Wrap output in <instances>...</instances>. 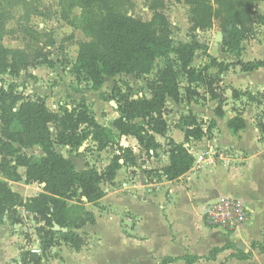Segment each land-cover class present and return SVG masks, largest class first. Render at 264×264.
Segmentation results:
<instances>
[{
	"label": "trees",
	"instance_id": "obj_1",
	"mask_svg": "<svg viewBox=\"0 0 264 264\" xmlns=\"http://www.w3.org/2000/svg\"><path fill=\"white\" fill-rule=\"evenodd\" d=\"M61 1L65 9L62 19L91 38L90 42L80 45L77 59L71 64L72 72L79 81L89 80L93 88L99 90L106 78L123 74L140 78L152 74L157 60L163 59L166 63L148 83L150 97L135 98L127 95L129 93L120 92L117 101L120 115L113 121L112 127L99 124L89 105L83 101L59 114L51 111L41 97H26L13 85L0 87V175L16 183L46 184L38 196L24 200L7 182L0 180V222L7 218L13 224L20 223L19 209H23L34 216L37 237L41 241L43 239L40 255L23 250L21 260L16 264H42L47 254L52 252L55 238L59 235H62L65 244L76 251L86 246L87 235L78 234L75 230L95 224L96 216L86 209L85 204L98 207L106 196L102 188L104 184H114L118 172L124 167L138 168L137 150L126 142L129 137L137 140L147 157L163 148L156 137L167 136L168 124L160 113L168 100L177 105L188 100L197 101L200 96L198 90L203 88L213 101L219 102L215 116L219 119L225 116L223 98L216 89V83L192 64L196 53L207 54L206 46L193 38L191 42H180L175 48L172 27L161 11L163 4L158 2L160 0H153L157 5L149 22L128 15L124 9L130 0ZM174 1L182 3V0ZM259 1L185 0L190 6V32L210 30L218 24L223 36V51L238 59L237 62L228 63L209 56L211 67L216 68L220 76L236 67L243 73L264 68V60H241L244 42L252 38L257 25L264 26V14L254 13V6ZM0 6V74L18 76L39 66L55 68L60 61L50 58L46 47L10 49L3 45L7 24L14 16L10 17L5 7ZM16 6H22L26 12L20 23L24 33L36 34L27 20L39 13V7L32 0H16ZM76 8L81 10L78 20L70 18ZM33 39L38 40V37ZM53 45L51 43L50 47ZM171 55H176V60H171ZM62 64L69 65L67 62ZM182 73L187 82L184 88L181 84ZM246 94L232 89L234 100ZM52 124L56 127L55 139L50 129ZM228 127L233 134L244 130L246 121L243 114L237 113L228 122ZM177 128L184 133L186 141H200L212 135L217 122L211 120L205 130L202 122L191 112L190 116L182 118ZM90 141L103 147L116 146L109 165L102 172L95 167L78 170L72 160L56 150L57 146L80 149ZM36 147L42 151L39 157L23 153L24 149L33 150ZM167 149L169 165L161 171L145 170L149 180L164 177L170 182L178 181L194 167L195 158L184 143L177 144L170 140ZM18 168L26 169L25 180L18 173ZM75 197H78V202L69 204ZM83 198H86V203ZM55 224L68 232L55 231ZM230 246L228 243L223 248L214 249L205 259H215L218 253ZM252 248H258L264 254V241L253 243ZM250 257L251 254L238 255V259ZM184 260L187 264H194L201 258L187 257ZM175 261L166 259L162 264Z\"/></svg>",
	"mask_w": 264,
	"mask_h": 264
},
{
	"label": "crops",
	"instance_id": "obj_2",
	"mask_svg": "<svg viewBox=\"0 0 264 264\" xmlns=\"http://www.w3.org/2000/svg\"><path fill=\"white\" fill-rule=\"evenodd\" d=\"M241 60L248 62L254 61V58L247 56L246 59H243L241 56ZM237 61L236 58L234 61L227 62ZM216 72L218 73V70ZM254 72L247 73L253 76L252 80H246L241 75L243 72L239 67L231 68L228 73L220 77L226 85H231L235 87L234 89L240 90L239 87L245 86L254 91V74L264 73V68ZM170 101L174 103L172 100ZM45 102L48 101L45 100ZM212 103L215 104L217 101ZM175 107L178 111L186 110L194 111V113L199 111V107H196L197 110H194L192 106L184 107L175 104ZM68 109L71 110V108ZM224 111L223 119L217 118L213 110L211 111L210 122L211 120L217 122V128L211 136L204 137L200 141H186L184 133H179L180 129L177 127L172 129L168 126L166 137H156L163 148L150 157H139L138 161H142L141 169H133L137 172L134 179H127L131 169L124 167L118 172L115 183L118 185L121 179L123 180L124 192L122 196L132 198L139 207V210L129 208L123 213V215H127V218L124 219L125 225L133 223L131 227L127 228V231H124L121 221L119 223L124 242L138 248V252L128 251L121 256L124 264H140L143 257L149 253V244H153L154 249L160 251L155 264H162L166 259L176 260L169 264H187L184 260L187 257L201 258L194 264H264V254L260 249L252 248L253 243L264 241V142L258 138L259 130H254L252 127L247 126L238 134H233L228 127V122L237 115V112L230 109L229 106H225ZM201 117L205 118L203 114ZM116 118H111L110 125L103 126L112 127ZM204 129L206 130V127ZM170 140L177 144L184 143L196 160L207 152L222 153L223 155H217L215 158L211 155L207 156L201 165L195 163L192 170L178 181L170 182L164 177L160 179L152 177L149 180L145 170L161 171L169 165L167 143ZM126 142H128L127 145L137 149L140 155L142 152L145 153L135 138L129 137ZM41 155L42 151L39 156ZM213 159L214 163L211 162ZM120 172L124 173L123 177ZM18 173L25 180L26 169L18 168ZM0 180L7 182L9 186L14 185L12 190L20 194L24 200L36 197L42 192V186L39 184H26L24 181L16 183L5 180L1 175ZM108 197L110 196L106 194L100 201L101 207ZM222 197L239 199L249 210V221L236 231L226 232L220 229H211L203 221L206 206ZM83 201L86 203L84 198ZM85 207L96 216L95 224H87L83 228L75 230L78 234L85 233L87 235L86 246L82 250L76 251L62 241L63 245L52 251L54 257L44 259L42 264H73L72 261L75 264L78 262L82 264L85 255L93 260L97 259L94 247H102L106 241L100 235L90 231V227L98 225V217H101L102 212L94 210L97 207L92 204L86 203ZM19 212L22 220L20 223L12 225V222L6 218L0 222V239L7 248L3 254L0 253V264L20 262L23 251L21 248L29 242V238L23 233L30 235V239L33 241L39 240L32 226L33 223H36L34 216L28 214L24 218L25 211L19 209ZM103 213H107L109 216L113 210L110 213ZM228 243L231 246L218 253L215 259H205L214 249L223 248ZM237 244H240V247L243 246L244 249L238 248ZM27 246L39 247L31 245V243ZM239 253L251 254V257L238 259Z\"/></svg>",
	"mask_w": 264,
	"mask_h": 264
},
{
	"label": "rangeland",
	"instance_id": "obj_3",
	"mask_svg": "<svg viewBox=\"0 0 264 264\" xmlns=\"http://www.w3.org/2000/svg\"><path fill=\"white\" fill-rule=\"evenodd\" d=\"M32 1L35 2L40 11L38 14L32 15L27 22L36 34L24 33L21 21L25 18L26 12L22 6L14 7L16 0H0V5L5 7L9 16H14V19L10 20L7 24L3 45L10 49H24L27 47H32L33 49L37 46L46 47L47 55L53 58L54 61H60V63L53 69L47 66L30 68L27 72H22L18 76H3L0 74V87L8 88L10 85H13L19 93H23L26 96L29 95L31 98L36 96L41 97L48 101L46 105L51 111L59 114H62L66 108L72 109L83 101L89 105L96 120L102 125H110L111 118H116L120 115L119 104L117 102L120 92L129 93L127 95H133L135 98L150 97L151 93L148 83L164 67L166 60H157L155 70L148 76L136 78L123 74L115 78H106L102 88L95 90L89 80L79 81L74 76L71 67V64L77 59L80 45L90 42L91 38L81 29L68 25L62 19L65 9L62 6L61 0ZM158 2L163 4L161 11L167 16L171 24L174 47L177 48L180 42H191L193 38L206 46L207 54L203 52L196 53L192 63L193 66L197 70H202L216 83V89L223 98V106H229L230 109L235 110L237 113H242L246 121V127H252L254 130L258 129L260 132L258 138L261 142H264V73L261 72L259 75L254 74V91L245 86L239 87L240 90L247 92V94L243 95L238 101H234L232 89L235 87L226 85L223 82V79L216 72L217 69L211 67L209 59V56H212L217 58L218 61L227 62L236 60L232 56L229 58L230 55L223 51L222 41L219 38L221 33L218 24H215L210 30L197 31L192 34L190 32V6L185 3V0H182V3L179 4L174 0H160ZM156 5V2L153 0H130L124 10L129 16L149 22L153 19L155 12L153 8ZM254 13L255 15L264 14V0L255 4ZM80 16L81 10L79 8H76L70 14V18L75 20H78ZM36 37H38V40L33 39ZM51 43H54L53 47H50ZM242 56L243 59H246L248 56L249 58H254V60H264V26L257 25L255 27L252 38L244 42ZM176 58V55H171V60H176ZM63 62H67L69 65H63ZM241 75L246 80H252L253 77L247 73H241ZM181 84L183 88L187 84L183 73L181 74ZM198 92L200 96L197 101L188 100L182 104L184 107L192 106L194 110H197L196 107H199V111H196V113L186 110L178 111L175 104L171 103L170 100L168 101L160 115L169 127L172 129L177 127L182 118L190 116L191 112L197 116L204 127L209 126L211 111L213 110L214 112L219 102L217 101V103L213 104V100L205 93L203 88H200ZM113 102L117 106H114ZM202 114L205 118L201 117ZM50 129L55 139V125L52 124ZM179 133H182V131H179ZM56 150L65 157L72 159L78 170L86 167H95L99 172H102L111 161L116 146L113 144L103 147L90 141L85 143L80 149L57 146ZM23 153L38 157L41 154V149L38 147L33 150L24 149ZM141 154L137 150V158L146 156L144 152ZM141 164L142 161H138L139 169H141ZM136 173L131 169L127 179H134ZM120 174L122 177L124 176L123 172H120ZM122 183L123 180L121 179L118 185L116 183L103 185L107 196L110 197L104 201L102 207L101 203L97 208H94V210H99L102 214L101 217H98V225L90 227V231L100 235L106 243L102 247H94V251L97 252L95 258L98 260H93L85 255L82 259V264H124V260L121 257L124 253H128V251L138 252L137 247L133 245L129 246L124 242L120 232V221L124 231H127V228L133 225V223L125 225L124 219L127 218V215H123V213L129 208L139 210L138 205L132 198L122 196L124 192ZM10 187L13 188L14 185ZM77 202L78 197H75L69 204ZM109 205L113 213L108 216L107 213L103 212L110 213L112 211ZM12 230H14L13 227ZM23 235L29 238V242L21 249L26 251L28 249L27 245L30 243L42 248L43 239L42 241H37L36 239L33 241L30 239V235L25 233ZM40 241L41 244L39 243ZM62 241L61 236H56L52 251L62 246ZM6 249V244H3L2 239H0V253L3 254V251ZM148 252L140 261V264H155L160 251L154 249L153 244H149ZM49 257H54L52 252L47 254L46 258ZM72 263L75 264L73 261ZM77 264L80 263L78 262Z\"/></svg>",
	"mask_w": 264,
	"mask_h": 264
},
{
	"label": "built area",
	"instance_id": "obj_4",
	"mask_svg": "<svg viewBox=\"0 0 264 264\" xmlns=\"http://www.w3.org/2000/svg\"><path fill=\"white\" fill-rule=\"evenodd\" d=\"M209 155L215 158L217 155L222 156L223 154L216 152L203 153L200 158L195 159V163L201 165ZM211 162L214 163V159ZM28 214L24 212L23 217L26 218ZM249 217V210L245 204L239 199L230 197H222L218 201L207 205L203 213V221L208 228L220 229L226 232L236 231L249 221ZM32 226L36 235V223H33ZM27 250L37 255L42 253L41 249L35 246L28 247Z\"/></svg>",
	"mask_w": 264,
	"mask_h": 264
},
{
	"label": "water",
	"instance_id": "obj_5",
	"mask_svg": "<svg viewBox=\"0 0 264 264\" xmlns=\"http://www.w3.org/2000/svg\"><path fill=\"white\" fill-rule=\"evenodd\" d=\"M219 38H220L221 41H223V36H222V34L219 35ZM113 104H114V106H117L116 103L113 102ZM45 186H46V184H42V187H45ZM84 200L86 201V198H84ZM54 230H55V231L67 232V229H65V228L62 229L61 227H59V226L56 225V224L54 225ZM240 244H241V243H240ZM240 244H237V247H238V248H242V249H244L243 246L240 247Z\"/></svg>",
	"mask_w": 264,
	"mask_h": 264
}]
</instances>
